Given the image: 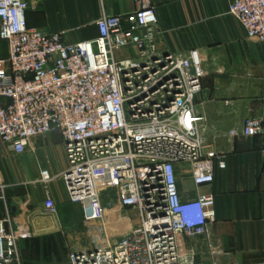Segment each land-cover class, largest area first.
Here are the masks:
<instances>
[{
	"label": "built area",
	"instance_id": "built-area-1",
	"mask_svg": "<svg viewBox=\"0 0 264 264\" xmlns=\"http://www.w3.org/2000/svg\"><path fill=\"white\" fill-rule=\"evenodd\" d=\"M133 1L134 11L102 12L97 38L68 43L62 33L28 26V0H0V141L22 154L33 138L53 127L61 132L69 199L105 232L73 250L72 264H195L182 238L206 233L216 197L202 188L213 184L216 167L227 166L226 155L206 145L197 110L203 54L159 52L149 33L159 20L156 7ZM228 12L250 39L264 42V0H233ZM131 48L134 56H121ZM241 132L264 136V95ZM180 172L191 176L196 197L180 192ZM54 179L40 171L44 184ZM7 187L0 163V201L8 209ZM44 207L57 213L50 194ZM112 218H124L129 230L109 235ZM30 237L29 223L8 210L0 218V264L18 260L19 241Z\"/></svg>",
	"mask_w": 264,
	"mask_h": 264
},
{
	"label": "crops",
	"instance_id": "crops-1",
	"mask_svg": "<svg viewBox=\"0 0 264 264\" xmlns=\"http://www.w3.org/2000/svg\"><path fill=\"white\" fill-rule=\"evenodd\" d=\"M28 1L25 13L28 26L45 33H62L68 43L97 38L96 21L103 11L120 15L137 8L133 0ZM232 1L152 0L159 20L149 33L158 51L186 53L193 48L202 51L206 76L196 100L197 110L205 117L206 145L225 154L227 161L225 169L215 168L213 184L202 188L215 193V218L204 235L182 238L184 247L194 253L195 264H264V136L247 137L241 132L245 119L262 108L264 42L250 39L240 22L229 14ZM136 53L131 48L121 56ZM0 156L3 179L8 184V209L0 201V218L9 210L12 216L29 223L32 237L19 241V259L13 263L27 264L24 245L60 230L42 225L40 215L46 211L47 195L70 211L78 208L69 199L61 177L67 167L63 137L53 127L46 135L33 138L22 154L10 151L0 141ZM14 156L19 157L20 165ZM44 168L55 176L48 185L40 181ZM8 171L22 181L11 182ZM179 181L184 197L197 196L199 190L190 175L180 172ZM91 245L92 240L73 241L62 261L56 259L51 263L38 255L36 264H72L71 252Z\"/></svg>",
	"mask_w": 264,
	"mask_h": 264
},
{
	"label": "rangeland",
	"instance_id": "rangeland-1",
	"mask_svg": "<svg viewBox=\"0 0 264 264\" xmlns=\"http://www.w3.org/2000/svg\"><path fill=\"white\" fill-rule=\"evenodd\" d=\"M16 164L20 165V159L18 156H14ZM6 164V162H5ZM11 182L18 183L21 178L12 177L10 171ZM9 183V181H8ZM72 202V201H71ZM77 209L70 211L66 205L57 204V213L52 215L48 211H44L41 216L42 225H50L59 227L60 230L56 234H49L42 238L32 239L24 245V256L27 264H36V261L40 259H49V262H56V259H62L67 255L71 242L73 241H91L96 234L102 239L105 238L104 230L101 231V225L99 222L87 223L83 206L79 203H75ZM27 219V214H26ZM32 220V218H31ZM92 224V225H90ZM129 230V225L124 218H112L110 219V226H108V234L113 237H119ZM40 232V230H36ZM101 231V232H100ZM96 238V237H95ZM101 239V241H102ZM61 260V261H62Z\"/></svg>",
	"mask_w": 264,
	"mask_h": 264
},
{
	"label": "water",
	"instance_id": "water-1",
	"mask_svg": "<svg viewBox=\"0 0 264 264\" xmlns=\"http://www.w3.org/2000/svg\"><path fill=\"white\" fill-rule=\"evenodd\" d=\"M165 53H167V52H165ZM13 209H16V207H14Z\"/></svg>",
	"mask_w": 264,
	"mask_h": 264
}]
</instances>
